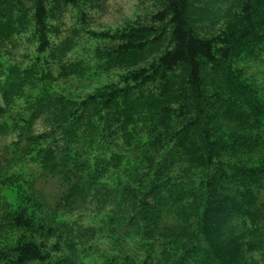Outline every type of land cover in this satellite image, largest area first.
Returning <instances> with one entry per match:
<instances>
[{
    "label": "trees",
    "instance_id": "trees-1",
    "mask_svg": "<svg viewBox=\"0 0 264 264\" xmlns=\"http://www.w3.org/2000/svg\"><path fill=\"white\" fill-rule=\"evenodd\" d=\"M105 1L0 0V264H264V0Z\"/></svg>",
    "mask_w": 264,
    "mask_h": 264
},
{
    "label": "rangeland",
    "instance_id": "rangeland-1",
    "mask_svg": "<svg viewBox=\"0 0 264 264\" xmlns=\"http://www.w3.org/2000/svg\"><path fill=\"white\" fill-rule=\"evenodd\" d=\"M147 4H143L142 0H107L103 3V7L100 10H95L93 15V20L90 22V28L94 31H101L110 29L112 31L116 30L119 27H122L125 22L129 19H134L136 16H145L146 11L145 6ZM56 24V23H55ZM60 29L62 31V37L70 35L71 29L73 26V20L70 15H66L62 22H59ZM53 41L56 39L53 37ZM58 40V39H57ZM23 44L17 48L15 60L17 61H27L24 58V54L26 52V37L20 41ZM97 43L94 41H90L89 38L84 35L83 42L80 45V48L77 49L76 54L73 58L82 57L86 54H89L91 50L95 47ZM90 55V54H89ZM242 67H245L250 75L254 76L259 83L264 84V58L262 62L253 61L248 64L242 63ZM99 83H97V86ZM88 86V85H87ZM89 90H93L96 87V84L89 85ZM75 88H79L78 93H82L84 91V83L74 86ZM36 132L39 133L42 131L40 125H38ZM45 191L48 195L55 193V187L53 184H47L45 187Z\"/></svg>",
    "mask_w": 264,
    "mask_h": 264
}]
</instances>
